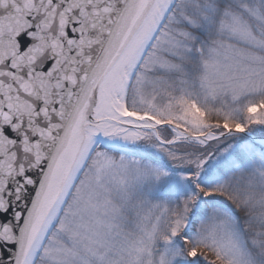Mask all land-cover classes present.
<instances>
[{
	"label": "snow or ice",
	"instance_id": "1",
	"mask_svg": "<svg viewBox=\"0 0 264 264\" xmlns=\"http://www.w3.org/2000/svg\"><path fill=\"white\" fill-rule=\"evenodd\" d=\"M0 264H264V0H0Z\"/></svg>",
	"mask_w": 264,
	"mask_h": 264
}]
</instances>
